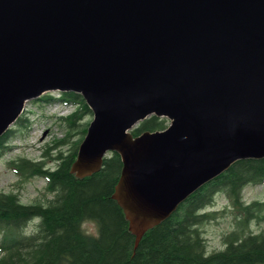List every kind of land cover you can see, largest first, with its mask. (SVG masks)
Instances as JSON below:
<instances>
[{
  "label": "water",
  "instance_id": "obj_1",
  "mask_svg": "<svg viewBox=\"0 0 264 264\" xmlns=\"http://www.w3.org/2000/svg\"><path fill=\"white\" fill-rule=\"evenodd\" d=\"M48 92L93 116L71 174L119 155L112 199L136 248L233 163L264 158V0H0V137ZM151 116L168 127L133 137Z\"/></svg>",
  "mask_w": 264,
  "mask_h": 264
},
{
  "label": "trees",
  "instance_id": "obj_2",
  "mask_svg": "<svg viewBox=\"0 0 264 264\" xmlns=\"http://www.w3.org/2000/svg\"><path fill=\"white\" fill-rule=\"evenodd\" d=\"M40 101L54 102L52 98ZM56 101L77 107L60 118L67 131L59 147L68 146L73 131L81 137L66 153L50 158L53 168L25 159L9 164L23 179L43 178L51 197L23 204L17 194L0 193V264H264V229L256 234L247 232L251 221L264 222V201L245 204L241 195L248 185L264 186V158L233 163L191 194L169 218L148 230L134 248L129 224L112 199L122 169L119 155L109 154L100 170L88 177L71 174L87 129L77 130V122L91 112L75 93H59ZM165 124V119L151 116L130 133L136 137L163 131ZM15 125H21L20 117ZM11 133L9 129L0 137V152ZM47 154L46 150L42 157ZM221 193L240 219L237 229L224 237V249L209 253L200 227L213 220L215 214L205 210L213 196ZM86 223L95 225V235L83 229ZM31 225L33 231L27 233Z\"/></svg>",
  "mask_w": 264,
  "mask_h": 264
},
{
  "label": "rangeland",
  "instance_id": "obj_3",
  "mask_svg": "<svg viewBox=\"0 0 264 264\" xmlns=\"http://www.w3.org/2000/svg\"><path fill=\"white\" fill-rule=\"evenodd\" d=\"M58 94L57 92H48L40 97L41 99L52 98L54 102L47 103L36 99L25 103L24 110L20 115L21 125L13 124L10 127L12 133L8 136L5 149L0 152V193L17 194L23 204L43 202L50 199L51 195L46 192V181L43 178L34 176L23 179L14 173L9 164L17 162L18 159H25L41 161L48 168H53L55 163H52L51 159L58 156L59 153H66L71 144L81 137L73 131L68 146L59 147L58 142L65 138L67 131L60 118L69 116L77 107L67 106L56 101ZM92 118V113L82 117L77 122L79 125L77 130L84 129L83 126L87 128ZM165 121V125L168 127L169 121L166 119ZM46 150L48 154L43 158L42 154ZM241 195L245 204L264 201V186L248 185L243 188ZM205 212L215 214L213 220L200 227L206 240V249L209 253L220 251L224 249V237L237 229L240 216L235 213L232 205L222 193L213 196V203L207 207ZM36 223L37 221L32 225L34 226ZM32 225L28 227L27 233H32ZM83 229L91 235L96 234V227L92 223H86ZM263 229L264 222L254 220L248 224L247 232L256 234Z\"/></svg>",
  "mask_w": 264,
  "mask_h": 264
},
{
  "label": "bare ground",
  "instance_id": "obj_4",
  "mask_svg": "<svg viewBox=\"0 0 264 264\" xmlns=\"http://www.w3.org/2000/svg\"><path fill=\"white\" fill-rule=\"evenodd\" d=\"M82 98V97H81ZM84 101V100H83ZM17 121V120H16Z\"/></svg>",
  "mask_w": 264,
  "mask_h": 264
},
{
  "label": "flooded vegetation",
  "instance_id": "obj_5",
  "mask_svg": "<svg viewBox=\"0 0 264 264\" xmlns=\"http://www.w3.org/2000/svg\"><path fill=\"white\" fill-rule=\"evenodd\" d=\"M14 125H15V123H14Z\"/></svg>",
  "mask_w": 264,
  "mask_h": 264
},
{
  "label": "clouds",
  "instance_id": "obj_6",
  "mask_svg": "<svg viewBox=\"0 0 264 264\" xmlns=\"http://www.w3.org/2000/svg\"><path fill=\"white\" fill-rule=\"evenodd\" d=\"M98 238V237H97Z\"/></svg>",
  "mask_w": 264,
  "mask_h": 264
}]
</instances>
